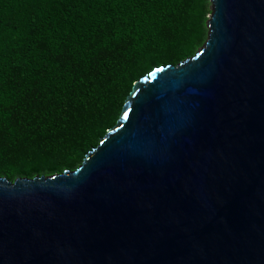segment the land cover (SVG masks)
Instances as JSON below:
<instances>
[{
	"label": "water",
	"instance_id": "water-1",
	"mask_svg": "<svg viewBox=\"0 0 264 264\" xmlns=\"http://www.w3.org/2000/svg\"><path fill=\"white\" fill-rule=\"evenodd\" d=\"M74 169L0 176V264H264V0H210Z\"/></svg>",
	"mask_w": 264,
	"mask_h": 264
},
{
	"label": "trees",
	"instance_id": "trees-1",
	"mask_svg": "<svg viewBox=\"0 0 264 264\" xmlns=\"http://www.w3.org/2000/svg\"><path fill=\"white\" fill-rule=\"evenodd\" d=\"M210 0H0V176L76 168L131 87L191 56Z\"/></svg>",
	"mask_w": 264,
	"mask_h": 264
}]
</instances>
